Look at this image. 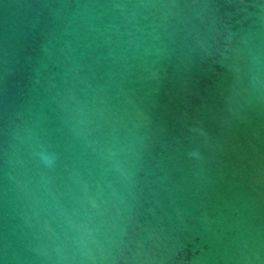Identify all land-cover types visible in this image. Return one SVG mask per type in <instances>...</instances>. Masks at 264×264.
I'll use <instances>...</instances> for the list:
<instances>
[{
	"label": "water",
	"instance_id": "95a60500",
	"mask_svg": "<svg viewBox=\"0 0 264 264\" xmlns=\"http://www.w3.org/2000/svg\"><path fill=\"white\" fill-rule=\"evenodd\" d=\"M0 264H264V0H0Z\"/></svg>",
	"mask_w": 264,
	"mask_h": 264
}]
</instances>
